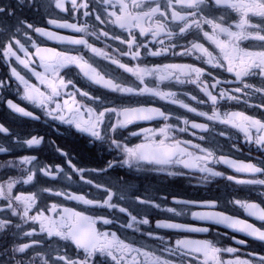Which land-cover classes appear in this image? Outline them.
Masks as SVG:
<instances>
[{"label":"snow or ice","instance_id":"1","mask_svg":"<svg viewBox=\"0 0 264 264\" xmlns=\"http://www.w3.org/2000/svg\"><path fill=\"white\" fill-rule=\"evenodd\" d=\"M0 66V264H264V0H0Z\"/></svg>","mask_w":264,"mask_h":264},{"label":"flooded vegetation","instance_id":"2","mask_svg":"<svg viewBox=\"0 0 264 264\" xmlns=\"http://www.w3.org/2000/svg\"><path fill=\"white\" fill-rule=\"evenodd\" d=\"M61 34L70 33L61 32ZM51 46L59 47V45ZM98 46L102 47V45ZM100 63L102 66L104 65V62ZM21 71L23 72L24 70L21 69ZM5 72L6 69L0 66V76H3ZM8 95L10 98L15 99L14 95ZM0 122L8 123L10 126L13 127V130L29 129L31 127V125L29 123H26L23 118H17L9 114L6 108L3 106H0ZM145 126L152 127L154 125L146 124ZM36 127H38L41 131L48 132L52 140L57 141L58 143L68 147L69 149H74L77 151L83 146L84 141L86 139L85 137L80 136L79 134H75L72 130H68L64 127H59L56 125L49 126L48 124L41 123ZM43 155H46V153H44ZM84 162L89 164L96 163V161L92 160L91 158H85ZM120 171L130 177L133 185V191H137L142 194L146 193L153 197L166 194L169 196V201L167 202L168 204L171 203L172 197L200 200L206 197H213L217 195L223 196L226 194L227 191H229L225 188L224 182H220L219 184L214 182L211 185H205L200 183L195 178L189 180L186 177H167L164 175H157L155 173L150 172L137 173L134 171H129L128 169H120ZM241 195H244V193H241ZM238 214L241 216V218H247L244 217L242 210H240ZM247 219H249L250 222H254L251 221L250 218ZM154 222L155 221H153V223ZM107 230L118 231V225L108 226ZM218 232H223L228 235H237V237L239 238L238 234L228 233L227 229L213 226L212 235L215 236ZM193 238L198 237L193 236ZM224 243H231V241L227 239V235L224 237Z\"/></svg>","mask_w":264,"mask_h":264}]
</instances>
